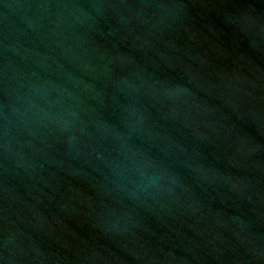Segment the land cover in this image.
Here are the masks:
<instances>
[{
    "label": "water",
    "instance_id": "1",
    "mask_svg": "<svg viewBox=\"0 0 264 264\" xmlns=\"http://www.w3.org/2000/svg\"><path fill=\"white\" fill-rule=\"evenodd\" d=\"M0 264H264V0H0Z\"/></svg>",
    "mask_w": 264,
    "mask_h": 264
}]
</instances>
